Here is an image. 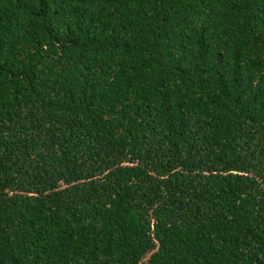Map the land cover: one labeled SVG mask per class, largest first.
I'll return each instance as SVG.
<instances>
[{
    "label": "trees",
    "instance_id": "1",
    "mask_svg": "<svg viewBox=\"0 0 264 264\" xmlns=\"http://www.w3.org/2000/svg\"><path fill=\"white\" fill-rule=\"evenodd\" d=\"M0 264H264V0H0Z\"/></svg>",
    "mask_w": 264,
    "mask_h": 264
}]
</instances>
